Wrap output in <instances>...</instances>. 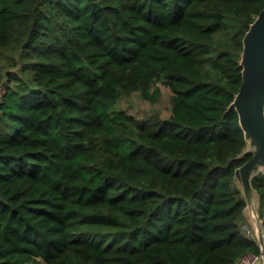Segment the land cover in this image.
I'll return each mask as SVG.
<instances>
[{"label": "trees", "instance_id": "obj_1", "mask_svg": "<svg viewBox=\"0 0 264 264\" xmlns=\"http://www.w3.org/2000/svg\"><path fill=\"white\" fill-rule=\"evenodd\" d=\"M264 0H0V264H238L243 40ZM12 68L14 70H12ZM1 72V71H0ZM159 82L171 114L123 98ZM264 219V172L253 180Z\"/></svg>", "mask_w": 264, "mask_h": 264}, {"label": "water", "instance_id": "obj_2", "mask_svg": "<svg viewBox=\"0 0 264 264\" xmlns=\"http://www.w3.org/2000/svg\"><path fill=\"white\" fill-rule=\"evenodd\" d=\"M243 45L240 61L243 82L230 110L238 113L247 142L244 154H252V158L236 169L235 181L245 198L244 215L260 245L264 264L261 196L253 184L254 178L264 172V9L250 25Z\"/></svg>", "mask_w": 264, "mask_h": 264}, {"label": "rangeland", "instance_id": "obj_3", "mask_svg": "<svg viewBox=\"0 0 264 264\" xmlns=\"http://www.w3.org/2000/svg\"><path fill=\"white\" fill-rule=\"evenodd\" d=\"M12 70H14L12 68ZM0 97L4 93L6 84H4V78L6 76L4 68L0 65ZM151 95L156 96V100L147 99L142 96L140 92H135L132 95L122 99L120 108L127 111L129 114H133L138 118L150 116L153 114H159L163 118H168L171 114V102L173 92L172 90L162 82H159L151 90ZM246 223L250 230L251 236H254V232L250 225V221L247 219Z\"/></svg>", "mask_w": 264, "mask_h": 264}, {"label": "built area", "instance_id": "obj_4", "mask_svg": "<svg viewBox=\"0 0 264 264\" xmlns=\"http://www.w3.org/2000/svg\"><path fill=\"white\" fill-rule=\"evenodd\" d=\"M247 230L250 234V230L248 228ZM238 264H263V255L247 253L239 260Z\"/></svg>", "mask_w": 264, "mask_h": 264}]
</instances>
